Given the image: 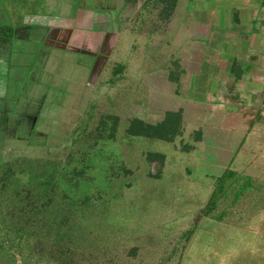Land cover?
I'll return each mask as SVG.
<instances>
[{
    "label": "crops",
    "instance_id": "crops-1",
    "mask_svg": "<svg viewBox=\"0 0 264 264\" xmlns=\"http://www.w3.org/2000/svg\"><path fill=\"white\" fill-rule=\"evenodd\" d=\"M47 1L52 17L37 6L41 0H24L22 10L14 7L16 24L11 30L26 52L31 48L27 40L35 43L33 35L41 30L46 35L40 38L64 50L82 37H91L102 52L93 56V68L97 62L99 67L121 68L117 84L129 71L128 63L119 62L121 57L107 55L119 43V31L126 33L135 53L130 67L141 64L143 57L133 42L156 44L162 63L141 71V88L128 87L140 98L127 97L133 102L126 108V117L157 123L167 111L181 112L182 134L176 146L158 144L177 159L165 170L171 184L183 179L197 186L203 201L212 192V177L231 171L235 184L205 218L214 246L204 264H264V0ZM58 4L63 10H55ZM71 6L75 10L64 11ZM145 35L150 39H143ZM109 43L112 48H104ZM99 67L90 74L105 72L94 73ZM88 83L86 87L93 83L91 78ZM32 90L26 87L29 106L43 104L44 95ZM195 133L200 134L197 140ZM179 158H184L182 163ZM205 166L211 167L204 174L205 183L188 181L192 172H203ZM187 167L191 173L184 172Z\"/></svg>",
    "mask_w": 264,
    "mask_h": 264
},
{
    "label": "rangeland",
    "instance_id": "rangeland-1",
    "mask_svg": "<svg viewBox=\"0 0 264 264\" xmlns=\"http://www.w3.org/2000/svg\"><path fill=\"white\" fill-rule=\"evenodd\" d=\"M38 1L40 2V0ZM26 4L24 0H0V59L2 60L0 62V130L3 129L5 122L2 123L5 120L10 125L16 123L21 106L25 112L33 110L31 106L27 107L28 105L23 103L25 96L23 88L25 86L27 88L31 87L33 92L39 88L37 92H42L46 100L52 95L53 90L59 93L58 98L62 102L58 106L57 104L46 105L45 110L42 104V107L39 105L35 107L42 108L44 111L41 113L46 114L47 119L52 121V118L61 117L68 122L75 118V114L81 113L83 109L74 105V99L71 96L72 87L76 85V81L77 83L81 82L80 92L83 95L82 98L87 97V95L91 98L93 94L92 101L94 104L91 103V105H94L96 120L104 111L111 110H117L119 116L124 119L126 108L132 104V100L135 101L140 98V94L129 90L128 87L134 85L141 88V71H144L148 66H153V64L162 63L156 44L143 42L142 39L133 42L138 50L142 51L143 57L141 64L135 63L136 65L130 67L135 61V53L130 49V42L126 40L127 35L125 37L126 33L119 31L121 34L119 43L107 55L121 57L119 62L128 63L126 68L129 70L126 75L127 78L122 80L124 81L122 83L109 82L111 67H99L101 62H97L99 70L97 69L94 73L103 70L105 72L100 73L101 75H98V73L91 75L93 83L85 91V84L88 83L91 70L97 68H93V65H96L93 56L102 53L98 51V46L93 43L94 40H91V37H89V40L82 37L81 42L73 43L71 48L68 47L67 50H64L62 47L57 48L52 43L46 42V37L40 38L41 35H46V33L44 34L45 31L41 30L38 34L33 35L34 40L36 39L35 43L31 38L27 40L31 44L29 45L31 48L26 52V49L22 48L17 42L19 40L15 38L11 30L16 24L14 7L18 5L19 9L22 10L26 8ZM40 4L36 5L41 9L43 8L46 15L52 17V9L47 11V9L52 8L49 5L50 3L47 0H41ZM59 6V4L56 5L55 10H61L62 8H59ZM64 8V11H69L70 8L75 10L72 6ZM143 39L149 40L150 36L145 35ZM146 47H149L147 51L145 50ZM104 48H112V45L109 43ZM35 49L36 51H34ZM136 61H140V57ZM48 72L53 76L49 77ZM26 76L27 83L24 82ZM52 77L54 82L50 83ZM41 86H43V89L40 88ZM127 97L132 98V100H128ZM18 99L21 101H18ZM39 100L36 101L35 105L39 103ZM46 100H44L45 103ZM92 101L90 100V102ZM70 106H72L74 113L69 114L67 112ZM91 124L94 125L95 121ZM49 127H51V123H43L41 132L48 133ZM16 142L10 140L9 151L14 152L16 150ZM3 146L0 136V148ZM60 148L58 147L56 150L58 151ZM70 148L76 150L80 147L71 144ZM32 151L34 149L30 145L23 148L25 153H33ZM124 157L127 156L124 155ZM4 158L7 159V156H4ZM133 158L137 161L140 159L139 157V159L135 158V156ZM174 159L177 160L175 157ZM178 160L182 163L184 158ZM172 165L173 161L167 162L164 169L167 170ZM159 166V161L154 162L151 169L157 171ZM132 168L134 172H137V170H143V165L141 163L139 167L132 166ZM210 168V166H205L203 172H197L198 170L192 172L188 181L193 180L192 182L197 184L205 183L207 178L204 174L208 173L206 170H210ZM166 173L165 171L164 175ZM143 176L144 179L146 178L144 181L137 180L133 182V186H124L119 192L121 193L120 198L109 199L111 194L108 193V196H105V198H108L107 203L96 202L83 206V211H81L82 227H85L92 239L97 240L98 249H93V254L91 253L86 259H79L78 264H193V262L204 264L209 259L214 243H212V236H209L210 234L205 230V223L209 221H205V218L208 215L203 216L201 214L207 199L202 200L201 195L197 192L198 187L191 186L189 182L185 184L183 179L174 181V184H176L174 186L171 184L172 180H170V174L168 173L166 177L157 180ZM212 178L215 182L216 176ZM131 181H133L132 178ZM133 201H137V207L138 205L146 206V210L139 207L134 208L132 206ZM200 214L201 218L196 222L195 218ZM100 220L103 221L100 225L103 230L95 229L94 233L91 232V227L96 222L100 223ZM121 228L124 229L121 230ZM6 230L8 229L0 224V264L55 263L48 255V251H51L52 254L55 252L50 245L51 243L47 244L46 241L36 240L37 238L33 236L29 237L28 241L25 237L22 239H17V237H13L14 239L8 238L9 241L4 238L7 235L5 234ZM98 233L97 239L96 235ZM17 243L27 249L24 251L25 262L22 261L20 256L21 252L16 248ZM45 245L44 252L47 255L44 252H38ZM29 251H31L30 256L27 255ZM251 253L259 255L261 252L252 250ZM261 255L264 258V252Z\"/></svg>",
    "mask_w": 264,
    "mask_h": 264
},
{
    "label": "trees",
    "instance_id": "trees-1",
    "mask_svg": "<svg viewBox=\"0 0 264 264\" xmlns=\"http://www.w3.org/2000/svg\"><path fill=\"white\" fill-rule=\"evenodd\" d=\"M14 36L16 38L15 34ZM24 43L22 40L23 45ZM121 72V68L113 67L109 82L119 80ZM168 77L171 80L172 74ZM88 78L90 80L91 74ZM24 82L27 83V76ZM80 83L76 81V85H73L71 96L74 105L83 109L70 121L67 122L61 117L52 118L51 121L46 118V114L41 113L46 105L58 106L62 102L58 98L59 93L53 90L48 100L45 99L47 104L43 101L44 110L35 106L30 112H25L21 106L16 123L10 125L5 120L2 123L5 122L4 127L1 128L4 133L1 141L4 146L0 148V224L8 229L4 238L25 237L28 241L33 236L36 240L51 243L55 252L47 253L55 261L54 264H78L79 259H86L94 252L93 249H98L97 240L92 239L85 227H82L83 206L96 202L107 203L108 198L105 196L108 193L111 194L109 199L120 198L121 189L124 186H133L134 181H144L146 178L143 175L155 180L166 177L165 163L172 162L175 156L162 152L158 143L176 146L182 134L180 111H167L164 119L157 123L137 117L122 119L117 110L104 111L96 120V111L94 105H91L93 94L91 98L89 95L82 98ZM89 87H86V91ZM40 88L43 89V86ZM24 89L26 86L23 88V103L29 107L31 96ZM36 94L39 97L44 95L42 92ZM40 99L43 100V97ZM67 112L74 113L72 106ZM93 121L94 125L91 124ZM43 123H51L48 133L41 132ZM199 135L195 133L194 139L197 140ZM183 139L180 138L179 142L183 143ZM10 140L18 142L14 152L8 149ZM71 144L79 145L80 148L73 150L70 148ZM27 145L34 149L33 153L23 152ZM58 147L61 148L57 151ZM134 156L140 158V162ZM157 161L161 162V166L153 171L152 164ZM141 163L143 170L134 172L132 166L139 167ZM186 169V174L191 173L189 167ZM234 184L235 179L230 170L216 177L201 214L208 215ZM132 206L146 210L144 205L137 207V201H133ZM201 214L195 218L196 222ZM102 222H94L91 232L94 233L95 229L103 230L100 226ZM98 235L99 233L96 238ZM16 248L25 262L24 251L27 249L20 246V243ZM45 248L46 245L38 252H44ZM29 253L31 251L27 253L28 256Z\"/></svg>",
    "mask_w": 264,
    "mask_h": 264
}]
</instances>
